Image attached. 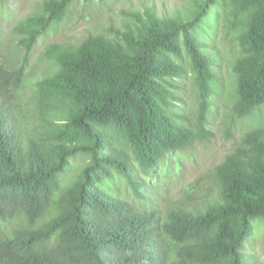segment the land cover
<instances>
[{"label":"trees","instance_id":"obj_1","mask_svg":"<svg viewBox=\"0 0 264 264\" xmlns=\"http://www.w3.org/2000/svg\"><path fill=\"white\" fill-rule=\"evenodd\" d=\"M70 1L43 0L14 23L11 54H0V264H255L245 242L252 220L264 221V127L244 131L206 181L184 187L193 208L183 200L161 217L136 203L147 196L142 175L215 135L205 126L215 75L192 33L208 0L187 18L146 6L132 11L135 30L50 42L42 52L49 68L21 86L38 38ZM232 2L236 14L249 12L233 66L232 110L243 117L264 103V0ZM179 35L199 88L194 124L171 109ZM77 156L82 165L65 177ZM117 179L137 201L112 194Z\"/></svg>","mask_w":264,"mask_h":264},{"label":"rangeland","instance_id":"obj_2","mask_svg":"<svg viewBox=\"0 0 264 264\" xmlns=\"http://www.w3.org/2000/svg\"><path fill=\"white\" fill-rule=\"evenodd\" d=\"M201 1L203 0H71L63 18L48 26L30 53L25 68L28 82H33V76L40 75L43 67V71L49 68L42 58V52L50 42L78 43L90 32L112 36L114 32L111 26L135 30L138 23L132 11L139 10L143 13L146 6L153 7L161 17L187 18L197 10ZM42 2L43 0H0V54H11L12 49L7 41L14 23L39 12ZM248 18L247 10L235 13L232 0H208L200 21L192 30L195 38L202 42L201 49L208 54L210 67L215 75L209 81V106L205 115V126L215 135L207 141H196L182 151L167 155L151 176L142 175L149 185L145 190L146 198H135L122 179L108 183L112 186V194L129 201L138 200V206L145 210L156 207L161 211V216L168 207L181 204L183 200L189 207H194L196 201L191 197H188L190 201L184 199V187L196 179H201V183L206 181L209 170L233 149L235 140L244 131L264 127V103L243 117H237L232 110L238 97L237 75L233 69L236 59L241 55L238 36L246 29ZM177 41L179 53L170 54V57L182 68V72L172 79L174 86L171 90L175 98L171 109L188 119L181 120V123L194 124L199 108V88L181 35ZM16 54H19L18 51ZM82 162L79 156L71 159L64 176L73 177ZM252 226L253 231L245 242V250L255 264H264V221L255 218Z\"/></svg>","mask_w":264,"mask_h":264},{"label":"clouds","instance_id":"obj_3","mask_svg":"<svg viewBox=\"0 0 264 264\" xmlns=\"http://www.w3.org/2000/svg\"><path fill=\"white\" fill-rule=\"evenodd\" d=\"M25 72V71H24ZM28 82V76H27V73H25V78H24V81L23 82H21V86H24L26 83ZM193 208V207H192ZM160 214V216H161V213H159ZM166 216V213H164V215L163 216H161V217H165Z\"/></svg>","mask_w":264,"mask_h":264}]
</instances>
